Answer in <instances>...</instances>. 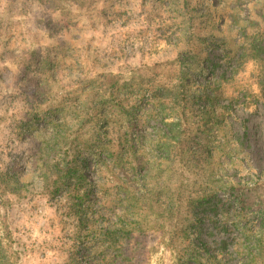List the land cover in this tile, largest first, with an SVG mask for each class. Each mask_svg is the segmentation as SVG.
Instances as JSON below:
<instances>
[{"label":"rangeland","instance_id":"1","mask_svg":"<svg viewBox=\"0 0 264 264\" xmlns=\"http://www.w3.org/2000/svg\"><path fill=\"white\" fill-rule=\"evenodd\" d=\"M182 2L194 9V26L185 34L175 11ZM192 32L194 43L187 45ZM112 78L120 90L111 98L121 106L106 108L110 135L104 139H132L150 163L163 157L152 145L162 122L178 121L195 144L208 143L211 163L207 156L194 163L190 154L182 179L192 188L191 171L203 170L197 177L216 192L219 209L197 216L186 244L172 241L170 230L152 229L160 220L151 212L147 232L124 240L103 242L79 230L76 215L99 211L98 225L113 226L122 211L114 204L119 182L95 153H84L83 172L99 189H91L78 214L71 213L69 198L45 194L33 171L49 123L67 120L73 139L75 122L66 111L71 99L90 81L108 89ZM104 126L86 127L79 138ZM106 154L101 158L109 162ZM0 175L5 181L16 175L22 190L0 178V237L15 264H250L253 243L240 226H264L256 212L264 200V0H0ZM137 180L129 188L139 194ZM232 186L249 203L242 220ZM106 200L114 203L102 206ZM253 264H264V256Z\"/></svg>","mask_w":264,"mask_h":264},{"label":"trees","instance_id":"2","mask_svg":"<svg viewBox=\"0 0 264 264\" xmlns=\"http://www.w3.org/2000/svg\"><path fill=\"white\" fill-rule=\"evenodd\" d=\"M39 1L44 3L45 0ZM175 8L177 19H179L178 31L181 34H185L194 26L192 17L194 9L187 2H182L180 6L175 4ZM184 24L188 26L186 30L182 28ZM193 35L194 33L192 32L186 37L187 45L194 43ZM198 42L201 43L199 40ZM260 53L261 51H259L258 57ZM258 57L256 58L258 59ZM216 66V64L212 63V70ZM191 72H194V70L191 69ZM109 83L112 84L111 87L104 89L105 84L98 81H90L86 85L89 89L76 92L75 97L71 99L66 111L70 112L71 117L74 119L73 122H75L73 128L76 130V135L73 139L69 138L67 134V120L59 119L49 123L51 134L42 141L38 148L39 159L36 157L37 160L35 159L33 162V171L40 174L42 191L51 198H69L73 202L70 206L71 213L73 211L78 214L84 201H89V194L92 193L91 189H99V187H96L97 185L90 186L87 183L88 180L83 172L86 162L85 157H83L84 153H95L98 160L97 164L105 167L114 179L119 182L115 203L114 201L106 200L103 203L101 201V205L106 206L114 203L122 211L121 215L117 216V221L113 226L98 225V216H101L99 211L96 214L93 211L94 213L91 217L76 215L77 228L84 230L88 236H97L103 242H112L114 239L124 240L131 238L133 234L142 235L147 232L146 213L151 212L157 215L160 220L154 222L152 229L170 230L172 241L174 238H181L182 242L186 244L190 241V230L196 228L200 222L197 216L214 213L219 209L220 200L217 198L216 192L214 190L208 192L206 184L200 183L199 178L202 176L203 170L198 171L199 174L191 171V175L195 178L192 188L189 187L188 183L184 184V182L189 181V178L182 179L185 177L183 172L186 166L188 167L187 161L190 154L193 156L194 163H197V160L203 156H207L206 159H209L208 163H211L213 158L211 152H207L208 143L195 144L194 138L196 137H190V132L181 129L178 121L176 123L162 122L163 128L156 130V137L152 141V145L153 148L163 153V157H159L156 161L150 163L140 156V151L135 148L132 139H125V136L115 139V142L112 139L110 141L104 139L110 135V130L107 127L110 123L109 114H105L106 108L110 106L113 110L117 108L119 110L121 106L119 102L111 98L115 94L114 90H120L118 80L112 78ZM180 88L182 90L179 93L185 95L183 82H181ZM108 97H110L109 100L107 99ZM180 100L186 102L185 96H182ZM207 101L210 104L212 99ZM54 110L56 111L58 108ZM48 111L51 112L53 109ZM101 122L105 123V126L100 132L95 133L88 139H84L82 136L79 138L84 128L94 127V124ZM129 129H131V125ZM198 133L202 135L203 139H206L204 137L206 136L205 131H199ZM194 146L198 147V149L203 148L204 152L199 154L197 151H193ZM104 152L107 153L105 158L109 162H105L101 158ZM41 161L42 163L40 164ZM177 166L179 169H177ZM178 175H180L181 180L175 179ZM212 176L213 172H210V177ZM15 177L12 180L5 181V178L0 175L5 186L11 185L15 187L17 192L21 193L22 190L17 186L19 181L16 180V175ZM210 177L208 180L206 179L207 182L210 181ZM137 179L141 181L139 189L141 193L139 194L129 188L133 184L138 183ZM174 183H176V187ZM102 191L104 193L107 192L104 189ZM229 192L233 203L236 204L237 210H239L237 218L242 220L244 211H246L245 208L249 205L247 199H245L247 197L243 198L237 195L238 193H235L233 186L229 188ZM94 197V199H100L96 192H94ZM251 206L253 205L250 204L249 208ZM257 207L258 210L256 212L264 217V200H260ZM182 210H184L183 215H181ZM175 218L177 220L174 222ZM240 232L246 241L253 243L255 253L250 259V264H253L257 258L264 256V226L258 231H254L242 225L240 226ZM221 247L226 250L227 244L221 242ZM5 254L0 237V264H15Z\"/></svg>","mask_w":264,"mask_h":264}]
</instances>
